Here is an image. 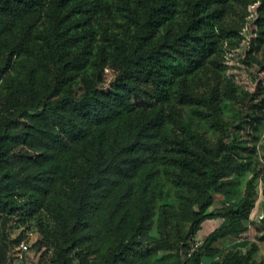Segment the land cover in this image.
<instances>
[{"label": "trees", "instance_id": "trees-1", "mask_svg": "<svg viewBox=\"0 0 264 264\" xmlns=\"http://www.w3.org/2000/svg\"><path fill=\"white\" fill-rule=\"evenodd\" d=\"M231 1L0 0V264L32 219L36 264H264L256 241L215 245L248 230L258 197L220 93L199 89ZM247 3L263 38L264 0Z\"/></svg>", "mask_w": 264, "mask_h": 264}, {"label": "rangeland", "instance_id": "rangeland-1", "mask_svg": "<svg viewBox=\"0 0 264 264\" xmlns=\"http://www.w3.org/2000/svg\"><path fill=\"white\" fill-rule=\"evenodd\" d=\"M256 4L247 3V0H232L225 10V23L229 29L228 36L222 38L220 50L207 59L206 66L201 71L203 80L200 91L216 89L222 97V110L220 117L228 128V138L238 136L240 152L250 160V170L244 177L241 187L247 179L256 177V191L258 194L251 217L246 223L249 228L240 236H231L215 243L220 248L227 250L238 244V248L246 251L251 242L256 241L259 249L255 257L264 262V119L253 122L256 113L255 103L264 97V34L259 37L260 25L257 21ZM181 18V17H180ZM179 18V19H180ZM120 18H107L102 20L110 31L117 30V21ZM102 30L98 33L100 36ZM114 73L107 70V80L103 87H108ZM189 106L183 105L184 115L189 112ZM216 138V134H212ZM224 201L222 193L215 194L213 207L219 206ZM223 218H210L203 222V227L198 231L194 243H202L206 232L214 222L221 224ZM26 229L24 243L17 247L19 250L14 255L15 264H36L41 251L33 243L40 237L36 230V220L30 221ZM25 226L12 227L11 236H17ZM211 257L204 255V264H209ZM151 264H161L156 259Z\"/></svg>", "mask_w": 264, "mask_h": 264}, {"label": "crops", "instance_id": "crops-1", "mask_svg": "<svg viewBox=\"0 0 264 264\" xmlns=\"http://www.w3.org/2000/svg\"><path fill=\"white\" fill-rule=\"evenodd\" d=\"M218 225H216L214 222L210 225V227H209V230L205 233L206 234V236H207V234L209 233V232H211L215 227H217ZM206 236H204V237H206ZM238 244H240V243H237V245L236 246H238ZM233 247H235V244H234V246Z\"/></svg>", "mask_w": 264, "mask_h": 264}, {"label": "built area", "instance_id": "built-area-1", "mask_svg": "<svg viewBox=\"0 0 264 264\" xmlns=\"http://www.w3.org/2000/svg\"><path fill=\"white\" fill-rule=\"evenodd\" d=\"M199 244H201V243L196 242V243H194V246H198ZM22 245H23V247H25V248H27V247L29 246L28 244L24 243V241H22Z\"/></svg>", "mask_w": 264, "mask_h": 264}]
</instances>
